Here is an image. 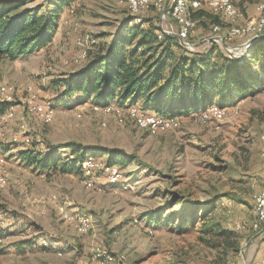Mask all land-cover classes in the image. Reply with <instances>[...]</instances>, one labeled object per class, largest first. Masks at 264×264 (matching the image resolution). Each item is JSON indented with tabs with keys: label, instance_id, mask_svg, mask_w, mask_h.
Instances as JSON below:
<instances>
[{
	"label": "rangeland",
	"instance_id": "1",
	"mask_svg": "<svg viewBox=\"0 0 264 264\" xmlns=\"http://www.w3.org/2000/svg\"><path fill=\"white\" fill-rule=\"evenodd\" d=\"M262 3L233 0L237 17L232 25L256 16ZM42 6L40 15L47 11L45 0H30L23 9ZM193 14L190 36L215 35ZM136 17L151 18L168 32L155 9ZM132 18L125 0H73L60 11L57 30L47 44L23 57L0 58V100L11 103L0 115V177L5 181L0 186V264L260 261L262 225L256 231L252 198L264 180L263 81L233 105L212 111L213 119L209 107L216 103L178 117L171 129L157 134L136 128L126 114L118 123L117 116L86 107L87 101L61 102L62 88L54 84L77 72L89 57L105 53L120 34L129 39ZM167 21L177 31V24ZM84 34L92 35L96 46L87 51L89 57L79 59L75 40ZM138 39L132 40L133 46ZM183 49L191 51V46ZM209 49L213 57H230L218 43L204 41L193 47L199 52ZM33 96L53 108L50 123L28 109L27 97ZM69 144L79 149V156L101 164L108 154L121 153L125 160L119 182H96L106 177L94 171L88 178L96 187L88 188L78 168L61 171L59 166L74 158ZM14 147L50 157L56 169L50 165L40 171L27 165ZM68 212L88 216L89 230L81 233L66 224L63 215ZM221 232L236 235L237 252L226 249L225 241L234 238Z\"/></svg>",
	"mask_w": 264,
	"mask_h": 264
},
{
	"label": "trees",
	"instance_id": "2",
	"mask_svg": "<svg viewBox=\"0 0 264 264\" xmlns=\"http://www.w3.org/2000/svg\"><path fill=\"white\" fill-rule=\"evenodd\" d=\"M29 1L0 0V58L23 57L47 44L57 30L60 11L73 2L45 0L47 11L39 15L44 6L23 9ZM200 16L213 17L211 20L218 22V17L212 16L204 5L193 14L194 18ZM143 23L145 27L134 25L129 39L120 34L105 53L87 56L82 68L54 84L62 88L58 94L61 102L75 105L87 100L97 104L140 100L139 106L145 111L185 117L213 103L221 109L233 105L264 82V41L254 44L247 53L252 62L247 55L232 58L218 53L213 57L210 49H183L174 37L166 35L157 40V24L151 18ZM136 36L139 39L133 46ZM196 36L189 35L188 41L202 40ZM10 104L0 101V115ZM67 146L74 158L62 163L59 169L77 171L83 156L77 154L76 147ZM19 157L40 171L55 166L50 157L31 151H19ZM124 160L121 153H110L106 163L120 169ZM220 234L234 238L225 241L226 249L237 252L236 235Z\"/></svg>",
	"mask_w": 264,
	"mask_h": 264
},
{
	"label": "bare ground",
	"instance_id": "3",
	"mask_svg": "<svg viewBox=\"0 0 264 264\" xmlns=\"http://www.w3.org/2000/svg\"><path fill=\"white\" fill-rule=\"evenodd\" d=\"M213 2V4H205L206 7L212 11V16L218 17V22L213 21V17L211 19H207L204 16H201V19L204 20V22L208 23V27L210 28L211 32L213 34L222 31V34L219 35L223 39V41L231 42L236 39H245L247 37H254V36H261L264 35V3L259 4L257 6V11H259V22L256 23H250V18L244 22L242 25H232V22L237 17V9L235 8L233 4V0H209ZM145 4L143 6H137V2L135 0H125L126 7L128 9V12L131 16H134V18L131 19V22H134L135 25L143 26L145 23L143 21L136 17L138 14L146 11L147 9H155L156 12L159 13V15L163 18L164 12L163 7L165 5L166 0H143ZM202 7V5L196 6V0H171L166 5L165 10V20L174 21L177 24V31H183L188 32L190 26H191V15L195 13L196 11H199V9ZM219 8H222L223 10L228 11L229 13L222 12L218 10ZM180 10V17H178L177 11ZM209 18V17H208ZM187 20V22L183 21ZM240 28V29H238ZM238 29V30H237ZM156 38L161 40L164 36H169L168 32L163 31L161 28L157 30L156 32ZM177 41L185 46L188 45L186 42L180 41L179 38H176ZM75 44L79 49V59H85L87 57V51L93 47L96 46V39L90 35V34H84L79 36L75 40ZM232 52L233 49H229ZM29 91V90H28ZM32 92V88H31ZM31 96V95H30ZM29 98L27 100V106L28 109L35 113L38 116V112L35 108H32V102L35 101L36 104L41 105L42 109H45L44 115H39L38 117L42 119L44 122L50 123L52 115H53V108L49 105H46L44 103L38 102L35 100V97H27ZM87 104H84L86 107L91 108L94 112H100L101 114H113L117 116L118 123L123 120L122 114H126L127 117H129V121H132L133 126H135L138 129L145 130L149 134H157L160 132L167 131L171 129L177 122L178 117L176 116H167L162 113H156V112H148L143 110L141 107L137 106L134 103H130L129 100H125L124 102H114L110 101L107 103L97 104L93 103L89 100H87ZM210 111L214 112H220L221 108L218 106H210ZM133 111L135 113H133ZM141 114L143 117H154L159 121H151L149 119H143L141 117ZM8 117V116H7ZM103 119V118H102ZM113 119V118H112ZM126 119V118H124ZM104 120V119H103ZM116 120V119H115ZM105 121V120H104ZM160 121H162L163 124L160 125ZM125 123V122H124ZM123 125V124H122ZM262 142L264 145V134L262 135ZM261 159L264 160V150L260 153ZM92 161L95 165H103V167H97L94 166ZM112 168H114V175H112ZM78 170L80 173L83 174V180L86 182L84 185L88 188H93L95 185L93 181L88 178L92 172L94 171H102L107 179V177H111V181H106L110 185H114L119 182V179L121 178V172L118 167L114 165H108V164H101L100 161L93 158H82L81 161L78 163ZM5 183L4 179L0 177V186H2ZM263 186H264V180L262 182L261 188L259 191H257L253 195V202H260L262 198L263 193ZM96 187V186H95ZM97 189H101V187H97ZM252 212L254 216L258 219L257 214V205L255 203L252 204ZM63 220L66 224L72 226L76 230H78L81 233H86L90 228V220L89 217L86 215H83L82 213H64ZM135 220V219H134ZM227 264H234L233 262L227 263Z\"/></svg>",
	"mask_w": 264,
	"mask_h": 264
},
{
	"label": "built area",
	"instance_id": "4",
	"mask_svg": "<svg viewBox=\"0 0 264 264\" xmlns=\"http://www.w3.org/2000/svg\"><path fill=\"white\" fill-rule=\"evenodd\" d=\"M169 1H171V0H169ZM169 1H168V3H169ZM135 2H137V6H143L145 4V2H143V0H135ZM204 4L215 5L213 2H211L209 0H196V6L197 5H204ZM165 10H166V7H165ZM218 10L222 11V12L229 13L228 11L223 10L222 8H219V7H218ZM177 13H178V17H180L181 11L178 10ZM183 21L187 22V20H183ZM257 22H259V12L256 16L250 18V23H255V25H256ZM162 24L165 25L166 29L168 30L169 37L179 38L180 41L186 42L189 46H191V51H194L193 45L188 41V37H189L190 32H184V30L183 31H175V28H173L172 25L168 21L165 20V11H164V17H163ZM238 29H240V28H238ZM215 36H217V33H215V35H210L209 37H207L205 39V41H207L208 43L214 42V43L221 44L217 40H213V39L210 40V38L215 37ZM239 44H241V43H237V45H239ZM237 45H235V46H237ZM231 47H234V46H231ZM32 108L36 109V111L38 112V116L44 115V113L47 112V111H45V109L41 108V105L36 104L35 101L32 102ZM133 113H135V112L133 111ZM211 114H212V119H213V112L212 111H211ZM138 115H141V114H138ZM141 117H143V116L141 115ZM143 119H149L151 121V123H152V121H159L154 117H143ZM161 124H163L162 121H160V125ZM262 146H264V145L262 144ZM92 163L94 166L103 167V165H95L93 161H92ZM262 166L264 167V165H262ZM112 175H114V168H112ZM105 181H111V177H107V179H105ZM84 183H86V182L84 181ZM253 203H255L257 205V214H258V221H257V228H256V231H257V230H259L260 225L264 224V186H263V193H262L261 201L260 202H253ZM261 244H262L263 255L260 258L259 264H264V238L262 239ZM234 264H237V263H234Z\"/></svg>",
	"mask_w": 264,
	"mask_h": 264
},
{
	"label": "water",
	"instance_id": "5",
	"mask_svg": "<svg viewBox=\"0 0 264 264\" xmlns=\"http://www.w3.org/2000/svg\"><path fill=\"white\" fill-rule=\"evenodd\" d=\"M168 1L169 0H166V2H165L163 12L165 11V7L168 4ZM211 39L219 41L221 43L222 48L228 52L230 57L241 58L242 56H244L247 53L248 49H250L254 44L259 43V42H263L264 41V35L251 37V38L247 39L246 41H244L243 43H241L237 46H234V47H231L228 44H226L223 41V39L219 36L212 37V38H210V40ZM229 49H233L234 51L232 52ZM244 263L247 264V261L245 258H244Z\"/></svg>",
	"mask_w": 264,
	"mask_h": 264
},
{
	"label": "crops",
	"instance_id": "6",
	"mask_svg": "<svg viewBox=\"0 0 264 264\" xmlns=\"http://www.w3.org/2000/svg\"><path fill=\"white\" fill-rule=\"evenodd\" d=\"M258 12H259V11L256 10V13H254V14L257 15ZM259 14H260V13H259ZM248 19H249V18H246V19H244V18H240V19H238V22H239V21H242V24H244V22L247 21ZM242 24H240V25H242ZM249 38H251V37H247L246 39H244L243 41H240V42L235 41V43H243L244 41H246V40L249 39ZM205 39H206V38H203L201 41H197V42H195V43H191V44L193 45V47L197 48V46H200V43L203 42V44H204ZM201 45H202V44H201ZM83 66H84V65H82L81 68H82ZM0 101H1V100H0ZM111 101L116 102L115 100H111ZM135 103L141 104V101L138 100V101H136ZM14 149L18 150L16 147H14ZM19 151H20V150H18V153H19ZM96 182H99V183H105V180H104V178H97V179H96ZM259 233H261L260 235L262 236V238H264V224H262V227L260 228ZM253 238H254V236H252V237L250 238V241H252ZM261 247H262V244H261L260 248H261ZM260 253H261V256H262V255H263V250L260 251ZM258 264H259V262H258Z\"/></svg>",
	"mask_w": 264,
	"mask_h": 264
}]
</instances>
